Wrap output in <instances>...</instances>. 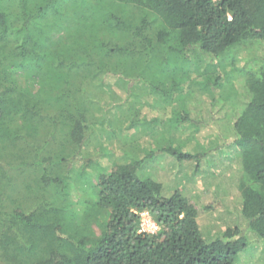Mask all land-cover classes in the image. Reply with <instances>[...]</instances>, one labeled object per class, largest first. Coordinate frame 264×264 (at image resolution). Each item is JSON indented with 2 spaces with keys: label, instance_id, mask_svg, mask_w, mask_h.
<instances>
[{
  "label": "trees",
  "instance_id": "trees-1",
  "mask_svg": "<svg viewBox=\"0 0 264 264\" xmlns=\"http://www.w3.org/2000/svg\"><path fill=\"white\" fill-rule=\"evenodd\" d=\"M105 4L116 9L104 12ZM123 8L133 11L124 16ZM61 31L69 39H60V48L52 46L53 34ZM248 41L264 45V0H0V58L8 53L12 58L0 70V157L5 154L0 164V264H235L247 234L257 238L264 253V67L246 75L245 105L233 123L231 143L239 152L236 189L245 227L235 224L216 234L211 229L210 241L199 224L202 210L193 201L179 191L164 197L162 185L144 177V155L100 173L94 202L81 200L84 212L77 218L68 207L65 185L47 174L46 165L49 169L67 160L57 156L45 163L36 147L29 164L24 152L29 144L23 142V128L14 124L20 117L32 130L34 121L47 119L51 133L61 125L65 148L73 156L92 133L90 97L78 77L90 83L97 76L129 75L130 63L151 72L155 67L147 68L157 62L161 76L175 79L180 70L165 73L170 62L187 60L192 51L216 60ZM113 58L127 60L124 68H114ZM18 69L38 79V92L12 85ZM156 83L151 88L167 95ZM51 110L53 115L43 116ZM177 120L191 121L185 113ZM162 153L185 162L206 160V155L178 150ZM25 166L40 168L39 183L60 187L59 194L32 207L29 202L15 206V201L6 207L2 197L12 188L8 173ZM199 172L193 167L191 175ZM30 189L25 183L24 191ZM103 212L107 220L95 236L89 225ZM143 212L159 228L157 234L141 231Z\"/></svg>",
  "mask_w": 264,
  "mask_h": 264
},
{
  "label": "rangeland",
  "instance_id": "rangeland-1",
  "mask_svg": "<svg viewBox=\"0 0 264 264\" xmlns=\"http://www.w3.org/2000/svg\"><path fill=\"white\" fill-rule=\"evenodd\" d=\"M115 9V6L105 4L103 11ZM131 10L123 8V15ZM101 33L97 31V34ZM60 39L65 41L69 38L64 31L57 32L52 36L51 45L60 48ZM9 57L10 53L0 58V70L10 63ZM187 58L166 66L165 73L180 70L175 79L161 76L162 67L157 62L147 68L155 67L151 72L139 71L130 63L129 75L97 76L90 83L88 79L78 77L83 80L82 89L86 88L90 97L87 118L92 125V133L73 156H70V149L65 148L67 136L61 125L51 133L47 119L34 121L32 130L26 128L20 117L15 119L16 127L24 129L21 130L23 142L29 144L24 147V143L18 141L20 148L24 147L25 160L29 164L33 161L36 147L41 150L39 160H46L45 163L57 156L67 160V163L49 169L50 165H46L47 174L65 185L69 191L68 207L77 218L84 212L81 200L94 202L96 178L100 173L109 171L116 164L126 163L130 158L138 160L144 155L148 158H143L147 168L143 175L162 185L164 197L179 191L193 201L198 210H202L198 220L205 240L213 238L211 229L213 234L235 224L244 229L245 221L242 222L240 215L241 198L236 189L239 152L231 143L234 139L233 123L245 105L243 89L246 75L264 67V45L248 41L216 60H210L197 51L190 52ZM136 60L141 66L143 58ZM126 61L111 59L114 68L116 64L124 68ZM176 80L178 88L174 89L172 84ZM156 81H160L158 87L167 91V95L151 88L152 85L157 86ZM12 85L29 87L33 93L40 90L38 79L22 69L15 72ZM183 113L189 114L191 121H178ZM50 114L53 115L54 111L43 113V116ZM163 149L206 155V160L180 161L175 155L162 153ZM2 156L0 164L3 165ZM193 167L199 169L200 176L191 175ZM8 175L12 188L8 189L10 195L5 193L2 197L6 207L11 205V201L16 202L15 206L29 202L30 207L40 200L53 201L61 189L42 186L39 183L43 175L40 168L10 169ZM25 183L30 185V191H24ZM107 215L103 212L91 221L89 230L92 234L99 236ZM140 220L144 232L158 233L159 228L147 213H141ZM247 239V246L237 256L235 264H258L256 259L264 261L262 246L256 244L257 238L247 234Z\"/></svg>",
  "mask_w": 264,
  "mask_h": 264
},
{
  "label": "built area",
  "instance_id": "built-area-1",
  "mask_svg": "<svg viewBox=\"0 0 264 264\" xmlns=\"http://www.w3.org/2000/svg\"><path fill=\"white\" fill-rule=\"evenodd\" d=\"M140 228H141V231L144 232V230L142 229V223H141V220H140ZM146 233V232H144ZM149 234V233H148Z\"/></svg>",
  "mask_w": 264,
  "mask_h": 264
}]
</instances>
